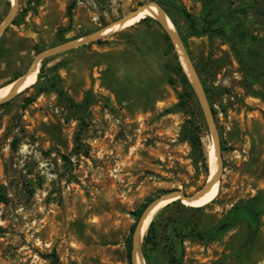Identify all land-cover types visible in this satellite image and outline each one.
I'll use <instances>...</instances> for the list:
<instances>
[{
    "label": "rangeland",
    "instance_id": "obj_1",
    "mask_svg": "<svg viewBox=\"0 0 264 264\" xmlns=\"http://www.w3.org/2000/svg\"><path fill=\"white\" fill-rule=\"evenodd\" d=\"M162 1L205 89L224 168L212 202L157 210L144 263L264 264V0ZM145 4L156 3L18 0L0 36V87L42 51ZM178 7L223 34H192ZM11 8L0 0V23ZM152 18L43 60L38 83L0 103V264H133L146 208L210 185L212 128ZM237 206L248 212L231 222Z\"/></svg>",
    "mask_w": 264,
    "mask_h": 264
},
{
    "label": "water",
    "instance_id": "obj_2",
    "mask_svg": "<svg viewBox=\"0 0 264 264\" xmlns=\"http://www.w3.org/2000/svg\"><path fill=\"white\" fill-rule=\"evenodd\" d=\"M156 3V2H155ZM157 4V3H156ZM150 4H145L143 6H141L140 8L138 9H134L133 11H131L129 14H127L126 16H124L123 18L119 19V20H127L129 19L132 15L134 14H137L139 12H141L146 6H148ZM158 6H160L159 4H157ZM161 7V6H160ZM18 13V0H14L12 1V8H11V11H10V14L3 20V22L0 23V36L1 34L5 31V29L8 27V25H10L13 21V19L15 18L16 14ZM155 18V17H154ZM159 23L162 25V27L164 28L165 32L168 34V36L170 37L172 43H173V46H175V43L178 42L181 46V50H182V54L186 57L187 59V64H188V67L190 68V70L193 72L194 74V77L193 79L188 75V73L186 72L180 58H179V62L181 64V66L183 67V70L185 72V74L187 75L203 109H204V112L206 114V117L209 121V124L212 128V131H213V139L215 140L216 142V146H215V149H216V158H217V162H218V171L216 173V175L210 180V186H214V184L216 183V181H219L221 182V177H222V173H223V158H222V153H221V144H220V138H219V135H218V132L216 130V125H215V122H214V118H213V114L211 112V108H210V105H209V102H208V99H207V96H206V93H205V89L203 87V84H202V81L198 75V72L196 70V68L194 67L193 65V62L191 60V56H190V53L186 47V44L183 40V37L181 36V34L177 31L176 27L175 28H171L169 27L161 18H156ZM119 20H116V21H119ZM109 25V24H108ZM107 25V26H108ZM175 25V24H174ZM106 26V27H107ZM104 27V28H106ZM104 28H102L101 30H103ZM97 31L93 34H90L86 37H83V38H77L75 40H78V41H75V40H72V41H69V42H66L64 44H61L59 46H56V47H53V48H49V49H46L44 51H42L41 53H39L33 64L30 66L29 70L23 74L22 76H20V80L18 81V83L16 84L15 88H14V93L16 92V90L18 89V87L20 86V84L25 80V78L32 72H36L38 71L39 72V66H40V63L49 58V57H52L54 55H57L59 53H62V52H65L73 47H78L79 45H82V44H86L90 41H93L95 39H98L99 37H97V34L101 31ZM175 49V48H174ZM178 55V54H177ZM179 57V56H178ZM19 78V77H18ZM14 95L6 98V99H3L0 101L1 102H4V101H7L9 100L10 98H12ZM206 185V184H205ZM176 193H179L180 194V197H178V199H180L181 201L183 200H188V201H191V200H194V199H197V198H200L204 193V187L200 190H198L197 192L195 193H185L183 191H176V192H172V193H169L159 199H156L154 200L147 208L146 210L144 211L137 227H136V230L134 232V236H133V244H132V262L133 264H137L136 263V260H135V252H136V248L138 246V237H139V233L140 231L142 230V227H143V224H144V221L150 211V208L157 204L158 202H160L162 199H166V198H169L171 196H173L174 194ZM141 248H142V245H141ZM142 264H145L144 261Z\"/></svg>",
    "mask_w": 264,
    "mask_h": 264
},
{
    "label": "bare ground",
    "instance_id": "obj_3",
    "mask_svg": "<svg viewBox=\"0 0 264 264\" xmlns=\"http://www.w3.org/2000/svg\"><path fill=\"white\" fill-rule=\"evenodd\" d=\"M14 1V0H12ZM148 16H152L155 18H161L169 27L171 28H175V25L172 21V19L170 18V16L165 12V10L158 6L157 4H150L148 6H146L141 12L132 15L129 19L127 20H121L120 22L116 23L115 25H110L107 26L106 28H104L101 32H99L97 34V37H102L106 34H109L111 31H114L115 29H123L125 27H129L131 25L137 24L140 21H142L145 17ZM78 41V40H75ZM175 49L181 54V62L182 64H187V59L186 57L182 54V50H181V46L178 42L175 43ZM183 64V66H184ZM185 65V66H186ZM184 66V68H185ZM189 68V67H188ZM190 70V68H189ZM191 75H189L192 79L194 77L193 72L190 70ZM38 77V71L36 72H32L30 73L25 80L20 84V86L18 87V89L16 90V92L14 93V88L16 86V84L18 83V81L20 80V77L15 79L14 81L3 85L0 87V101L3 99H6L12 95H16L17 93L23 91L24 89L32 86ZM216 143L215 144H211V146H209V152H208V160L210 163V167H211V177L210 180L216 175V170L218 171L219 167H218V162H217V158H216V149H215ZM219 181H216V183L214 184V186H207L206 188H204L205 193L197 199L188 201V200H183L182 202L187 205V206H204L207 205L208 203L212 202L214 199H216L217 195H218V187H219ZM210 184V181H209ZM178 197H180L179 193L174 194L173 196L166 198V199H162L160 202H158L157 204L153 205L150 208V211L144 221L142 230L139 233V237H138V246L136 248V252H135V260L137 264H142L144 259H143V253L141 250V244L143 241V237L145 235V232L147 231L151 221H153V217L155 215V213L157 212V210L166 205L169 204V202L178 199Z\"/></svg>",
    "mask_w": 264,
    "mask_h": 264
},
{
    "label": "trees",
    "instance_id": "obj_4",
    "mask_svg": "<svg viewBox=\"0 0 264 264\" xmlns=\"http://www.w3.org/2000/svg\"><path fill=\"white\" fill-rule=\"evenodd\" d=\"M155 2L157 4H159L168 13V15L172 19L173 23L176 25V21L172 17L167 5L162 0H155ZM178 8L185 15V17L188 19L189 25H190V31H191L192 34H194V35H203V34H208V33L209 34H212V33L223 34V31L218 29V28L213 27L211 22L208 19H207V23L205 25L200 26L198 24L197 20L184 7H178ZM149 19H153L152 16H149V17L143 19V21H146V20H149ZM166 37L168 38V35H166ZM171 48L173 49L172 45H171ZM177 71H178L179 74H181L180 82L182 83L183 87L185 88V91L187 92L188 96L189 97H194L195 96V91H194V89H193V87H192V85H191V83H190L187 75L185 74V72L183 70V67L181 66L180 63H178V65H177ZM39 77H38V79H37L35 84L38 83ZM206 91H209V89H206ZM192 140H193V142H195V141L200 142V139L197 136L193 137ZM205 167H206L207 170L209 169V166H208L206 161H205ZM174 203L175 204H177V203L181 204V206L184 207V205L181 203V200L174 201ZM245 212H248V211H244V209H242V207H240V206L235 207L234 210L232 211V214H231V222H234L240 216L245 215L246 214ZM155 237H156V223L153 220L150 223V226H149V229H148V235L144 239V254H145L146 258H148V255H147V250L145 248V244L149 243V242H154L153 239H155ZM129 256L132 259V242H129Z\"/></svg>",
    "mask_w": 264,
    "mask_h": 264
}]
</instances>
